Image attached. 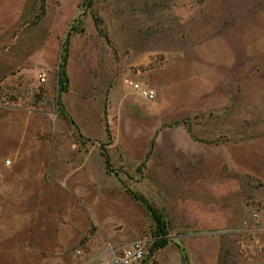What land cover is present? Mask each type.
<instances>
[{"label":"rangeland","instance_id":"374dc122","mask_svg":"<svg viewBox=\"0 0 264 264\" xmlns=\"http://www.w3.org/2000/svg\"><path fill=\"white\" fill-rule=\"evenodd\" d=\"M136 238L264 264V0H0V264Z\"/></svg>","mask_w":264,"mask_h":264},{"label":"built area","instance_id":"2783aa9c","mask_svg":"<svg viewBox=\"0 0 264 264\" xmlns=\"http://www.w3.org/2000/svg\"><path fill=\"white\" fill-rule=\"evenodd\" d=\"M133 86L139 87V84L135 82L133 83ZM142 94L151 97L154 93L150 88H143ZM145 257L146 249L144 248V238H136L125 245L122 244L119 249H107L89 264H141Z\"/></svg>","mask_w":264,"mask_h":264},{"label":"trees","instance_id":"16d2710c","mask_svg":"<svg viewBox=\"0 0 264 264\" xmlns=\"http://www.w3.org/2000/svg\"><path fill=\"white\" fill-rule=\"evenodd\" d=\"M68 33L69 32L67 31L66 32L67 36L64 39L63 44H61L59 67L57 68L58 92L63 91L67 87V77L65 75L64 68H65L66 60H67L66 44H67L68 35H69ZM56 99L58 101V97ZM103 155L105 158V162L109 163L108 154L105 151H103ZM139 198L142 199L141 197ZM145 203L150 211L154 225H156V229L154 231V235H155L154 238H156L154 239V245L157 247H161L165 245L167 241V232H168L167 225L165 224L164 220L161 218V215L158 214V211L153 209L151 205L147 203V201H145ZM183 258H185V255H183Z\"/></svg>","mask_w":264,"mask_h":264},{"label":"crops","instance_id":"0c3cea01","mask_svg":"<svg viewBox=\"0 0 264 264\" xmlns=\"http://www.w3.org/2000/svg\"><path fill=\"white\" fill-rule=\"evenodd\" d=\"M214 264H216V263H214ZM220 264H222V263L220 262Z\"/></svg>","mask_w":264,"mask_h":264}]
</instances>
